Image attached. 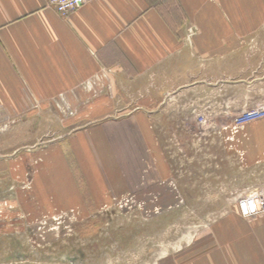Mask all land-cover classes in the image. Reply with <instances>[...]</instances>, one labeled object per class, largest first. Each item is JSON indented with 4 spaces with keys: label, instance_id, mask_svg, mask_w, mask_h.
<instances>
[{
    "label": "crops",
    "instance_id": "0c3cea01",
    "mask_svg": "<svg viewBox=\"0 0 264 264\" xmlns=\"http://www.w3.org/2000/svg\"><path fill=\"white\" fill-rule=\"evenodd\" d=\"M226 74L240 90L232 110L264 90V0H91L68 16L49 0H0V108L26 119L38 107L70 128L46 172L48 183L61 179L48 189L59 208L88 209L170 177L178 130L207 129L196 113L223 108ZM219 111L209 115L217 124L229 116ZM261 124L229 153L233 172L264 170ZM191 151L187 169H205ZM209 155L211 166L228 163ZM255 202L157 264H264V199Z\"/></svg>",
    "mask_w": 264,
    "mask_h": 264
},
{
    "label": "rangeland",
    "instance_id": "374dc122",
    "mask_svg": "<svg viewBox=\"0 0 264 264\" xmlns=\"http://www.w3.org/2000/svg\"><path fill=\"white\" fill-rule=\"evenodd\" d=\"M233 80L232 74L224 76V106L213 111H228V117L217 124L209 116L207 129L196 128L194 134H187L183 126L178 130L172 143L177 162L170 177L161 171L156 186L142 193L109 194L103 203L87 204L88 209L59 208L48 194L49 184L61 180L48 183L51 153L65 142L70 128L56 122V116L50 118L53 122L44 121L38 107L26 119L0 108V264H157L198 240L219 216L232 209L242 211L250 192L259 190L263 200L264 170L252 175L243 169L233 172L229 153L245 146L243 136L263 130L264 114L241 127L233 118L263 103L264 90L232 110L239 102L232 96L240 92L233 88ZM180 147L196 152L194 159L206 168L187 169ZM204 152L224 153L227 165L211 166L212 155L201 156Z\"/></svg>",
    "mask_w": 264,
    "mask_h": 264
},
{
    "label": "built area",
    "instance_id": "2783aa9c",
    "mask_svg": "<svg viewBox=\"0 0 264 264\" xmlns=\"http://www.w3.org/2000/svg\"><path fill=\"white\" fill-rule=\"evenodd\" d=\"M91 0H49V3L51 6L55 8V11L60 13L63 16H68V14L71 13L72 10H75L76 8L86 4L87 2H90ZM208 110L206 108L197 111L196 118L197 121L200 123V125H203L206 127V123L209 121V115L210 113L207 112ZM264 114V102L260 103L258 105H255L251 109H247L246 111L240 112L233 118V124L236 125V127L243 126L244 122H248L254 117ZM262 194V193H261ZM261 194L259 190H254L247 194L248 203L244 204L245 209L253 208L256 204L255 201L251 200L253 198L261 200ZM250 198V199H249ZM253 201L254 203L252 204Z\"/></svg>",
    "mask_w": 264,
    "mask_h": 264
}]
</instances>
